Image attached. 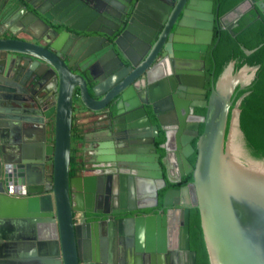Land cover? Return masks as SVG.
<instances>
[{"label": "water", "instance_id": "obj_1", "mask_svg": "<svg viewBox=\"0 0 264 264\" xmlns=\"http://www.w3.org/2000/svg\"><path fill=\"white\" fill-rule=\"evenodd\" d=\"M24 1L52 21V14L43 7L32 0ZM255 4L263 10L261 0ZM193 9L184 10L178 26L198 28L195 41L204 49L212 37V16L206 14L210 7L201 0ZM24 11L11 8L2 0L0 24L4 22L9 27L12 22H21L33 38L42 37L50 48L16 36H2L0 30V264H196V254L189 243L187 189L175 192L174 198L163 195V208L174 205L175 209L167 208L158 215L140 211L157 205L152 202L153 197L164 185L163 175H152L150 168L156 165L146 157H137L134 172L138 175H129L128 193H118L112 175L85 176L78 182L69 178L73 88L80 85L81 100L91 110H99L104 100L90 97L82 77L71 71L75 67L68 58L77 57V53L73 55L75 45L64 43L63 36L43 34L47 23L37 14L34 15L38 20L33 22L34 16H25ZM186 14L194 17L188 19ZM231 26L226 28L234 35ZM7 30L15 35L11 27ZM115 45L124 59L132 60L117 39ZM261 45L241 48L250 54ZM91 46L90 52L100 49L98 42ZM33 58L35 66L28 69L43 81L52 76L56 95L47 108L42 99L22 96L24 77L29 75L26 60ZM105 60L106 57L100 59L103 63ZM103 66L106 69L108 64ZM259 67L260 64H243L235 70V60H230L218 75L208 100L193 103L205 106L206 114L192 117L202 121L204 128L196 141L194 166L187 172L192 170L209 264H264V156L253 153L240 125V105L250 90L233 100L235 88L244 89ZM88 70L95 78L96 74ZM92 89L96 91L95 87ZM150 103L161 128L166 130V121L157 115L155 103ZM130 118L137 119L133 126L136 135L142 136L144 123L136 114ZM50 120L53 142L49 143L45 125ZM165 134L169 141L167 130ZM189 139L191 136H183L181 141L185 144V164L193 151ZM160 147L166 149L164 144ZM49 156L51 163L44 170ZM95 162L97 167L104 166L100 157ZM41 172L43 177L38 176ZM120 176L121 188L125 189L127 175ZM166 177L173 181L169 175ZM155 179L160 180L156 189L152 185ZM9 185L15 186L13 194L7 193ZM92 202L96 207H91ZM137 210L138 215L122 220L109 216L106 220L85 222L84 217L86 213ZM73 211L78 213L79 221L73 220ZM173 213H181L183 218L171 216ZM20 245L37 246L44 251L39 256H49L25 258L17 253Z\"/></svg>", "mask_w": 264, "mask_h": 264}, {"label": "flooded vegetation", "instance_id": "obj_2", "mask_svg": "<svg viewBox=\"0 0 264 264\" xmlns=\"http://www.w3.org/2000/svg\"><path fill=\"white\" fill-rule=\"evenodd\" d=\"M4 1L11 8L24 9L25 16L33 15V22L38 20L34 14L39 15L48 25L43 34L63 36L64 43L75 45L73 55L77 53V57L68 58L75 67L71 71L82 77L90 97L104 100L99 110H91L81 100L80 85L73 88L69 178L78 182L85 176L112 175L117 181L118 193H128L129 175H138L134 172L137 169V157H146L149 163L156 165L150 168L152 175H163L164 185L156 190L157 196L153 197L152 202H157V205L140 211L158 215L167 208L175 209L177 206L174 205L163 208V195L167 193L174 198L175 192L187 189L190 200L187 205L189 243L190 249L196 254V250L191 247L190 230L193 217H198L199 225L200 218L192 184V170H187L194 166L196 141L204 128L202 121L192 117L204 116L206 107L193 103L208 100L218 75L230 60H235V70L241 66L236 65L240 58L220 62L221 52L217 50L219 37L224 31L229 32L227 26L232 25L234 35L229 33L235 36L233 29L242 20L249 22L264 17V0H261L263 10L255 4L257 0H240L225 11L220 8V0H205L206 6L210 7L206 14L212 16L213 26L211 41L204 49L199 48L195 41L194 33L198 28L184 24L178 26L184 10H195L193 7L198 6L201 0H32L52 14V21L42 17L24 0ZM185 17L191 19L194 14H186ZM2 23V36H16L50 48L42 37L33 38L26 30L29 28L21 22L9 24L15 30V35L9 34V27ZM70 25L82 29L75 30ZM116 39L131 61L121 56L115 45ZM96 42L100 45L99 51L90 52V47H93L91 44ZM62 56L67 61V57ZM103 57H106L104 63L100 61ZM26 61L27 69L35 66L34 58ZM104 64H108L106 69ZM88 69L96 74L95 78L91 77ZM27 75L24 77L22 96L37 97L46 103V108L51 106L56 95L52 76L49 78L48 75V80L43 81L31 68ZM255 78L256 75L244 89L236 87L233 100L245 90H251ZM93 87L100 93L93 91ZM151 101L155 103L157 115L166 121L169 141L166 130L161 128L153 113ZM135 114L144 123L141 126L144 132L142 136L136 135L133 126V121L137 119L130 118ZM52 127L53 122L50 120L45 125L49 143L53 142ZM188 135L191 136L188 143L193 151L186 157L185 164V144L181 141L183 136ZM161 144L166 149L160 147ZM99 157L104 160L103 167L95 166ZM50 163L51 156L46 158L44 170L49 168ZM120 175H127L125 189L121 188ZM166 175L173 181H169ZM159 181H152L154 189ZM91 207H96V203L92 202ZM138 211L86 213L84 217L85 222L102 221L109 216L114 220H122L138 215ZM77 214L73 211L74 221H79ZM171 216H177L179 220L182 217L181 213H173ZM81 220L84 221V218Z\"/></svg>", "mask_w": 264, "mask_h": 264}, {"label": "trees", "instance_id": "obj_3", "mask_svg": "<svg viewBox=\"0 0 264 264\" xmlns=\"http://www.w3.org/2000/svg\"><path fill=\"white\" fill-rule=\"evenodd\" d=\"M240 0H220L225 11ZM235 36L224 31L219 37L217 50L221 52L220 62L240 58L236 64H260L250 93L244 97L240 108V125L254 154L264 156V17L249 22L241 21L234 29ZM262 43L255 51L245 54L248 49ZM191 224V247L196 250V264H209L198 217Z\"/></svg>", "mask_w": 264, "mask_h": 264}, {"label": "crops", "instance_id": "obj_4", "mask_svg": "<svg viewBox=\"0 0 264 264\" xmlns=\"http://www.w3.org/2000/svg\"><path fill=\"white\" fill-rule=\"evenodd\" d=\"M42 174L41 175H38V176H41L43 177V172H41ZM11 231V230H10ZM12 232L16 233L15 230L12 229ZM0 233H1V230H0ZM47 253H48V250H45ZM40 252H44V251H40V248H38L37 246H28V245H20L19 248H18V252L21 256H24L25 258H27V255L28 258H33V257H36L38 256V258H43L44 256L45 257H48L49 255H42V256H39L40 255ZM35 255V256H33Z\"/></svg>", "mask_w": 264, "mask_h": 264}, {"label": "built area", "instance_id": "obj_5", "mask_svg": "<svg viewBox=\"0 0 264 264\" xmlns=\"http://www.w3.org/2000/svg\"><path fill=\"white\" fill-rule=\"evenodd\" d=\"M15 192V186L14 185H9L7 193L13 194Z\"/></svg>", "mask_w": 264, "mask_h": 264}]
</instances>
